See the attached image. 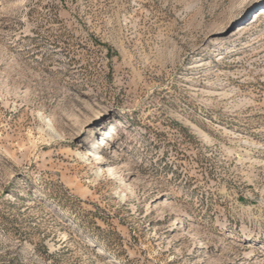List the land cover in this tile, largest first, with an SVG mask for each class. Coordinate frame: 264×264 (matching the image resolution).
<instances>
[{"label":"rangeland","instance_id":"374dc122","mask_svg":"<svg viewBox=\"0 0 264 264\" xmlns=\"http://www.w3.org/2000/svg\"><path fill=\"white\" fill-rule=\"evenodd\" d=\"M0 264H264V0H0Z\"/></svg>","mask_w":264,"mask_h":264}]
</instances>
